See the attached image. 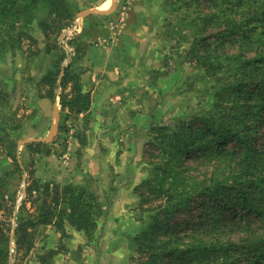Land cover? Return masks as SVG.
I'll return each mask as SVG.
<instances>
[{
  "label": "rangeland",
  "instance_id": "obj_1",
  "mask_svg": "<svg viewBox=\"0 0 264 264\" xmlns=\"http://www.w3.org/2000/svg\"><path fill=\"white\" fill-rule=\"evenodd\" d=\"M116 1L119 12L112 21L106 20L98 14L82 17L84 13L90 10H100L97 8L99 6L104 7L102 11L106 10L111 5L108 0H64L67 6L65 5L63 8L64 14H62L66 15V8L69 9V12H66L72 17H66L70 19L72 25L59 35L58 40L56 35H52L54 32H49V37H47L42 28V21H46L43 22L45 28L50 23L48 10L43 5L35 10L36 18L27 29L29 37L20 45L17 43V48L6 46L2 50L0 55V230L4 229L7 232L8 224L11 223L10 198L14 192L20 196V200L21 198L24 199L30 184V177L33 180L37 179V181L40 179L36 175V169L39 165L41 164L44 171L57 168L53 162H48L49 157L47 156L53 153L56 159L60 161L61 157L67 153L70 141L76 137V129L72 124V119L66 117L67 112L62 111L60 113L62 106L58 105L59 99L55 103L51 98L45 97L50 88L46 82L42 83L43 79L45 77H59V85L60 78L62 80L66 78L67 86L64 87L63 92L71 94L75 85H79V77H84L87 73L84 70L86 69L85 66L75 69V65L86 53L90 43L92 46L97 45L98 31L101 29L108 31L106 27L109 26L120 30L125 22V14L129 11L132 3L149 1L152 2L151 11L154 12V15L157 14L158 10L162 12L164 18L159 22L161 23V33L166 41L159 50L161 58H155L157 62L150 64L152 86H149L150 89H148V85L144 86L143 83L138 85V96L143 95L144 87H147L148 94H145L147 100L136 98L137 131L129 136L128 146L112 150L111 156L105 149V158H103V164H99L98 174L91 176L89 182L82 187H62L52 183L50 184L51 192L49 195H43V186L49 183H45V181L42 183L39 180L38 186L42 187L36 192V201L27 202L24 206L21 204V209L19 208L16 213L17 205L12 219L13 225L17 227L18 224L27 221H36L37 217L39 219V215L48 209L49 212H52L54 221H59L60 216L63 219L64 232H60L57 228L55 230L59 235L58 239L66 241L68 239L67 218L71 214H75L79 219L81 213H86L87 220L82 225L88 228L85 232L90 238L89 251L94 255L95 264H141L148 258L139 256L134 239L149 226L153 215V212L148 211L151 210L150 207L165 202L168 196L166 195L162 200L160 198L159 201L149 200L146 205L147 208H144L147 211H141L138 208L140 199L136 193V188L151 177L154 178L157 174H163L165 165L170 160L168 156H164V151L171 149L170 146L166 145L174 143L173 140L166 139V136L178 131L181 128L179 124L181 121L186 123L185 126L191 122L194 123L195 127H201L199 118L209 117L210 122L214 123L220 115L225 117L228 124L241 127L240 129L244 127V121H249L251 124L253 123V126L255 125L254 128L256 129L253 139L254 145L264 144V122H256L254 117L246 118L245 116L233 123L228 120L229 108L234 103L232 97L227 96L228 90H224L231 82V73L228 72L230 68L223 67L222 72L218 71L214 74L215 71L211 66V70L205 69L206 67L201 68L199 56L203 53L194 52L201 38L205 39L206 42L229 45L230 42L238 39L240 31L244 29L258 27L257 33H261L263 29L262 24H259L258 21H253L250 28L237 26L232 31L226 30L223 26L212 24H206V28L204 24L206 14L201 12L199 7L204 0ZM212 33L216 34L211 36ZM260 45L257 43L254 46L255 50L262 47ZM237 46L239 47V45ZM229 48L233 47L228 46L227 49ZM202 49L206 51V45H203ZM238 50L239 48H235V52L232 53H238ZM257 65L259 64L255 63L254 67ZM253 69L251 68L252 71ZM246 70L243 68L239 71V75L245 73ZM212 71H214L213 74H211ZM258 72L260 71L254 69L250 80L258 77ZM215 77H222L223 79L217 80ZM246 82L248 80L244 83L245 93L255 89L252 82L251 85H247ZM224 84L225 86H223ZM56 92L57 94L62 93V87H59ZM218 93L221 94L220 97H217ZM245 93L241 96H244ZM53 103L58 106L56 110L61 115L57 135L49 143H32L30 147L26 145L20 147L22 141L47 139L49 137L54 124ZM256 104L257 100L245 108L255 107ZM150 111L154 113L152 127L149 128L147 125L145 130L144 124L146 122L148 124L149 119L147 116V119L144 118V114L147 113L148 115ZM237 111L240 114L239 108ZM156 125H163L168 130L161 132L155 128ZM71 130L74 131V134H71ZM124 138L126 139V136ZM155 138H157L156 142L165 144H160V147L155 143L152 144ZM123 143L126 144L127 142L124 141ZM15 144L18 149L17 157L14 153ZM231 146L233 143L229 145V147ZM193 152L195 151L193 150ZM41 157L45 158L43 162H40ZM16 161L20 167L16 165ZM107 161L110 162L107 163ZM20 169H27V171L22 174ZM216 171L212 165L204 164L195 173L201 178V175L210 176ZM43 177L41 176V178ZM201 202L202 200L197 203L193 211L178 214L172 222V226L184 222H196L205 211L203 208L199 209ZM210 206L213 207V203H210ZM75 207L77 213H74ZM62 213L63 215H61ZM36 228L35 247L26 258L23 257L22 252H17L15 236L11 240V255L13 254L10 258L11 264H42L37 256L45 255L48 250L58 252L48 264H59L63 259L70 263L71 261L67 260L70 254L63 242L57 244V239L49 238L50 234L48 233L54 229L46 227L41 231V226ZM40 231L41 235H47L45 238L48 241L43 252L38 245L41 241L38 238ZM239 236L240 234L236 230L222 228L216 232L214 238L228 242L238 241ZM168 239H176V235L172 234ZM166 250L168 249L166 248ZM59 254H62V257L56 259ZM78 256L79 258L76 260L79 264H86L81 253H78ZM161 260L163 264H172V259L167 252H164Z\"/></svg>",
  "mask_w": 264,
  "mask_h": 264
},
{
  "label": "trees",
  "instance_id": "obj_2",
  "mask_svg": "<svg viewBox=\"0 0 264 264\" xmlns=\"http://www.w3.org/2000/svg\"><path fill=\"white\" fill-rule=\"evenodd\" d=\"M43 5L48 10L50 23L45 28L43 22L46 21H42V28L47 37L49 32H54L52 35H56L58 40L59 35L72 25L69 19L72 15L68 14V8H66L68 12L65 11L66 15H63V8L66 5L64 0H0V55L6 46L17 48V43L20 45L29 37L27 29L36 18L35 10ZM199 7L201 12L206 14L205 27L206 24H212L232 31L237 26L250 28L253 21L262 24L261 33H257L258 27L244 29L240 31L238 39L229 45L206 42L201 38L194 52L203 53L199 56L200 66L208 70H211L210 66L213 67L215 72L212 71L211 74L222 72L223 67L230 68L228 72L231 73V82L224 90H228L227 96L232 97L234 103L229 108L228 120L233 123L245 116L254 117L256 122H264V39H262L264 0H204ZM215 34L212 33L211 36ZM257 43L262 47L255 50L254 46ZM203 45H206V51L201 50ZM228 46L233 48L227 49ZM235 48H239L238 53H232L235 52ZM255 63L259 65L254 67ZM253 67L255 71L260 72L256 73L258 77L250 80ZM243 68L247 69L246 72L239 75ZM58 80L59 77L43 79L42 83L46 82L50 88L45 97L53 101L60 98L62 111L67 112V118L70 114L87 111L91 105V95L83 92L78 84L71 93L73 96L63 92L67 86L66 78L62 81V93L57 94ZM246 80H248L246 84L251 85L252 82L255 89L245 93ZM243 93L245 95L241 96ZM220 95L218 93L217 97ZM255 100H257L255 107L245 108ZM199 120L201 127H195L191 122L185 126L186 123L181 121L182 123H179L181 128L166 136V139L173 140L174 143L166 145L171 149L164 151V156H168L170 160L165 165L163 174L151 177L136 188L140 199L138 208L141 211H147L144 208H147L149 200L159 201L160 198L162 200L168 196L165 202L150 207L151 210L148 211L153 212L151 222L147 229L134 239L139 256L148 258L141 264H163L161 258L164 252L172 259V264H264V144L254 145L256 129L249 121H244V127L240 129L241 127L228 124L225 117L220 115L214 123L210 122L209 117H201ZM155 128L161 132L168 130L163 125H156ZM156 139L152 144L155 143L159 147L160 144H165L156 142ZM231 143L233 146L229 147ZM30 146L31 144L27 145ZM14 148L17 157L16 144ZM204 164L212 165L217 170L216 173L198 177L195 172ZM16 165L20 167L17 161ZM24 171L27 169H20L22 174ZM40 187L42 186H38V181L30 177L22 206L27 202L36 201V192ZM43 187L42 194L49 195L51 185L46 184ZM200 200L202 202L199 209L203 208L205 211L196 222L172 226L178 214L193 211ZM10 201L11 223L8 224L7 232L4 229L0 230V264H11L13 234L17 252H22L26 258L35 247L34 239L37 233L35 227L53 224L60 232L65 230L61 216L59 221H54L52 212L48 209L39 215V219L37 217L38 220L14 226L12 219L20 196L14 192ZM210 203H213V207ZM76 209L75 207L74 213H77ZM67 220L77 231L88 230L82 225L87 220L86 213H81L79 219L75 214H71ZM222 228L238 231L240 234L238 241L226 242L215 239L216 232ZM172 234L176 235V239H168ZM57 254V251L48 250L45 255H39L38 258L42 264H48Z\"/></svg>",
  "mask_w": 264,
  "mask_h": 264
},
{
  "label": "crops",
  "instance_id": "obj_3",
  "mask_svg": "<svg viewBox=\"0 0 264 264\" xmlns=\"http://www.w3.org/2000/svg\"><path fill=\"white\" fill-rule=\"evenodd\" d=\"M109 1L110 7L106 9V14L101 16L113 21L115 15H118L119 8L116 0ZM151 5L152 2L149 1L132 3L125 14L122 28L117 30L109 26L106 27L108 31L103 29L98 31L97 45L92 46L90 43L86 53L77 61L75 69H79L80 66L86 67L84 69L87 72L86 75L84 74L86 77H79L78 86L83 92L91 95V105L87 111L70 114L69 118L72 119L76 129V137L72 138L67 153L61 157L60 161L53 153L47 156L48 162H53L57 168L44 171L41 164L39 165L36 169V175L40 178L39 182L55 183L62 187H82L89 182L91 176L98 174L99 164L102 165L105 158V149L111 156L112 150L128 146L129 136L137 131L136 98L147 100L148 94L147 87H144L143 95L138 96V85L143 83L144 86L148 85V89L152 86L150 64L157 62L155 58H161L159 50L166 41L161 33L159 22L164 18L162 12L158 10L154 15ZM97 8L102 10L104 7ZM61 80L59 85H62L63 80ZM58 99L60 106V98ZM54 102L56 103L57 100ZM57 107L54 104V114ZM153 114L151 111L148 115L144 114V118L149 119L148 124L147 122L144 124L145 130L147 125L149 128L152 127ZM60 123L61 115L59 114V127ZM124 141L127 143L124 144ZM45 158L41 157L40 162H43ZM41 176L44 177L41 178ZM66 222L68 223L66 241L58 239L55 225L41 226V231L46 227L54 229L48 233L49 238L57 239V244L63 242L70 254L67 258L71 261L70 263L63 259L59 264H79L76 260L79 258L78 253H81L86 264H95L94 255L89 251L90 238L85 232L77 231L67 220ZM41 231L38 235L41 239L38 245L43 252L48 241L45 238L47 235H41ZM61 255L59 254L56 259H60Z\"/></svg>",
  "mask_w": 264,
  "mask_h": 264
},
{
  "label": "water",
  "instance_id": "obj_4",
  "mask_svg": "<svg viewBox=\"0 0 264 264\" xmlns=\"http://www.w3.org/2000/svg\"><path fill=\"white\" fill-rule=\"evenodd\" d=\"M106 10H104V11H102V10H90V11H88V12H86V13H84L83 15H82V17H86L87 15H90V14H98V15H104V14H106ZM60 79H62V78H60ZM62 81V80H61ZM59 87H61V85H59ZM58 118H59V113H58V111L56 110V113H55V121H54V124H53V126H52V130H51V133H50V135H49V137L47 138V139H30V140H25V141H22L21 143H20V147H22V146H24V145H27V144H32V143H40V142H45V143H49V142H51L53 139H54V137L57 135V133H58V130H59V126H58ZM22 201H23V199L21 198V200L18 202L19 204H18V207H17V210H16V213L18 212V210H19V208H20V206H21V204H22ZM14 234H13V236H12V239H14Z\"/></svg>",
  "mask_w": 264,
  "mask_h": 264
},
{
  "label": "built area",
  "instance_id": "obj_5",
  "mask_svg": "<svg viewBox=\"0 0 264 264\" xmlns=\"http://www.w3.org/2000/svg\"><path fill=\"white\" fill-rule=\"evenodd\" d=\"M71 134H74V131L73 130H71Z\"/></svg>",
  "mask_w": 264,
  "mask_h": 264
}]
</instances>
